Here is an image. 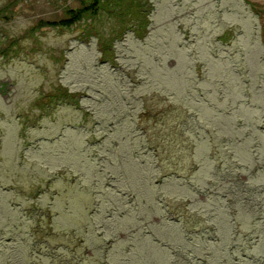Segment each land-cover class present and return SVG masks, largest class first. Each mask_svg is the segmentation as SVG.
<instances>
[{
    "label": "rangeland",
    "instance_id": "obj_1",
    "mask_svg": "<svg viewBox=\"0 0 264 264\" xmlns=\"http://www.w3.org/2000/svg\"><path fill=\"white\" fill-rule=\"evenodd\" d=\"M91 1L0 0V188L15 207L41 182L59 173L68 177L63 186V178L52 181L37 203L24 202L42 213L39 237L51 225L46 256L33 245L38 235L28 236L33 233L25 225L18 229L25 238L16 245L0 242V264H158L144 256L161 250L173 256L172 245L183 238L180 224L160 219L150 224L154 234H145L150 226L142 224L161 214L157 207L164 198L174 203L195 194L183 177L189 173L193 182L219 183L211 189L226 192L229 185L220 177L203 171L197 178L206 161L212 168L229 165L231 147L221 143V133L238 146L235 134L246 129L235 132L239 125L253 121L264 127V0H102L94 16L71 27L44 23L65 19L68 10ZM103 50L116 65L102 59ZM58 85L83 93L82 110L63 105L38 119L36 100ZM187 115L197 117L201 129L186 131L194 123ZM199 132L203 137L197 140ZM255 132L237 147L235 158L249 168L263 165L251 178L262 186L264 134ZM203 142L208 146L202 153ZM145 181L159 193L158 205ZM71 191L88 195L79 220ZM259 198L264 202V194ZM212 201L187 205L191 219L195 211L207 217ZM135 225L140 234L128 232ZM230 231L232 224L224 227L223 238Z\"/></svg>",
    "mask_w": 264,
    "mask_h": 264
},
{
    "label": "trees",
    "instance_id": "obj_2",
    "mask_svg": "<svg viewBox=\"0 0 264 264\" xmlns=\"http://www.w3.org/2000/svg\"><path fill=\"white\" fill-rule=\"evenodd\" d=\"M101 1L102 0H92L87 6H81L74 11L68 10L65 19L44 23L54 27H71L76 22H79L83 18H85L86 15L94 16V14H96V8L101 3ZM142 31V25L137 24L136 32L139 38H143L140 36H144L145 34H141ZM102 59L104 61L112 63L113 66L116 65L114 57H112L111 55H106L105 51L102 55ZM83 96V93L71 92L61 85L52 87L51 90H49L46 94L43 95V97L39 99L38 103L36 100L34 104V108L40 110L38 119H41L40 117H47L54 114L55 111L63 105L73 107L72 110H82L80 98ZM87 96L90 97V94ZM86 112L84 113L85 118H87L88 116ZM187 116L190 117L194 121V123L185 126L186 131H191L193 133L196 127L199 126L201 129L202 124H199V120L197 119V117L190 115ZM225 117L230 118V116L227 115H225ZM212 122H217L214 115L212 117ZM239 123H242V121H239ZM194 124L197 125L192 128V125ZM239 128L246 129L242 132H236ZM256 130L261 131L264 134V127L259 125V123L253 121L239 125L237 129H234V131L236 132L235 136L238 138V146L244 143H248V141L250 140L248 137L254 136L253 133L257 134L255 132ZM221 136V143L230 144L231 147V149L229 150V157L231 158L229 165L224 167L223 169H221V167L218 165H215V167L212 168L210 162L206 161L205 168L199 171L200 174L197 178H200L203 171H205L212 175V177H220L222 181L228 183L229 188L226 192H214L210 186H215L219 183L209 181H199L195 183L190 179V173L188 174V176L184 175L183 177L187 180V185L189 186L191 191L194 192L196 195H189L186 199L175 201L174 203H172L171 200L164 198L165 201L163 202V204L160 207H157L158 210H162L161 214H154L152 216V219L154 218L153 221H145L144 224H142V226L145 227L150 226V224H159L160 219L178 222L180 224V231L183 236L182 241H180L179 243H174L172 246L176 248H174L173 250L171 249L172 246H170L171 253L173 256H169L168 251L165 252L164 250H161V254L156 255H154L151 251L147 252L149 255L147 254L146 256H144L145 260L147 259L149 261H152L153 263H157V261H159L158 264H184V262L185 264H192V261L194 259L197 260L198 264H264V202L259 198V195L264 194V185L261 186L255 184V182H251V178L253 177V175L256 174L258 169L262 168L263 165L257 164L255 167L253 166V168H249V166L247 165L249 164L248 162L247 164L237 162L235 158V150H237L238 147L237 144L231 142L230 137H228L225 133H221ZM202 137L203 136L199 132L197 140ZM9 138H11V136ZM9 142L6 140V143ZM254 144V151L256 152L255 158H258V142H255ZM9 146H12L11 142L9 143ZM112 146L113 148H111ZM117 146L118 144L116 143H114L113 145H106L105 151L110 152ZM207 146L208 144L206 142L202 143V153L203 151H205ZM12 147H10V150L12 149ZM248 153H251V151H248ZM105 156V152H103L101 158L104 160ZM198 169L199 167H196L195 170ZM41 172V169H39L37 170L36 174H40ZM59 178H63L60 179L59 182V186H63L65 184L64 182H67L66 180L68 177L65 176L64 173H59L55 177L50 178L47 182H41L36 186L37 190L33 194H30V196H21L16 202L15 207L13 206L14 203L12 206L7 204V190L0 188V199H3L4 201L2 203L3 215H1L0 213V242L5 239L7 244L16 245V243H18L19 241L20 236L25 238L24 235L20 234L18 229L25 225H30L28 234L31 232L33 233V235L30 234L28 236H35L36 234L38 235V238H34L33 245L35 247L39 246L38 251L41 252L44 256H46L44 251H49V239L54 237V234L51 233V225L47 226L46 233H42L41 237H39L40 232H42V227L40 226V222L42 220V217L40 216L42 215V213L40 214L39 208L35 205H26L24 202L26 201V198H29L27 200L31 199L35 203H37L36 199L38 197V193H43L48 190L51 184H53L52 181ZM112 178V176L108 175L109 180ZM146 181L143 185L146 186L147 189L151 188L150 198L155 199V203L158 205L159 193L157 192V194H155V191H152V187L154 186H147ZM155 182L161 184L162 179L159 178ZM107 185H109L108 182ZM177 189L179 191H185L187 188L178 187ZM246 193L247 195H245V198H242L241 195ZM52 194H55V192H52ZM71 195L74 196V213H76L78 209L76 217L79 220V217H82V212L80 211V208L84 203L88 204V195L83 192L77 197V193L74 191H71ZM131 196L132 199H134V195ZM210 199H213V201L211 203V207L209 208V213L207 214V217H204L195 211L194 218L191 219L192 214L188 211V208L186 206L198 201L207 202ZM224 200H226L225 203ZM148 207L149 210L155 209V207L152 205ZM196 208L198 211L201 210L200 202L196 206ZM45 210H47L46 214L50 219L51 215L48 214V211L50 210L48 208H46ZM143 212L144 210L141 209V213ZM90 215L91 212H89V214L87 212L86 219ZM138 217L141 220L142 217ZM8 220L9 223L5 226L4 223ZM136 220L133 218L132 221L134 223H137ZM225 221L227 223H225ZM74 222L78 221L76 220ZM230 224H232V231H230V233L228 234H230L231 236L228 235L227 237L226 234L225 238H223L224 227ZM139 227L140 226L135 225L128 232L134 235L135 233L140 234L141 232H137ZM16 230L18 231V233H16ZM43 232H45V230H43ZM128 232H123L121 235H127L124 233ZM144 232L145 234L155 233L151 226L148 230ZM155 239L159 240L158 237H156ZM111 240L112 239H109L106 244H110V242H112ZM167 244H169V242ZM97 246L98 245H95L94 247ZM211 246H215V248L212 249ZM0 248L1 260H5L2 257L4 247L1 246ZM22 248L23 247L21 246L20 249ZM209 248L211 249L210 251ZM121 249L123 250V247H121ZM31 250L32 247L30 245V255ZM212 250L217 251L215 254L216 257L214 258L211 255L213 253ZM197 252L203 253L198 254ZM20 253L21 255L23 254L22 251H20ZM51 256L53 257V259L51 258V262H54L55 253H52ZM202 257L206 258L203 259Z\"/></svg>",
    "mask_w": 264,
    "mask_h": 264
}]
</instances>
